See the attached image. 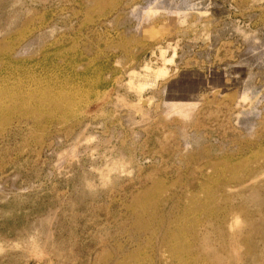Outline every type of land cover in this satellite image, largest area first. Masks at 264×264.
<instances>
[{"label":"rangeland","instance_id":"rangeland-1","mask_svg":"<svg viewBox=\"0 0 264 264\" xmlns=\"http://www.w3.org/2000/svg\"><path fill=\"white\" fill-rule=\"evenodd\" d=\"M0 264H264V0H0Z\"/></svg>","mask_w":264,"mask_h":264},{"label":"bare ground","instance_id":"bare-ground-1","mask_svg":"<svg viewBox=\"0 0 264 264\" xmlns=\"http://www.w3.org/2000/svg\"><path fill=\"white\" fill-rule=\"evenodd\" d=\"M145 103V102H144Z\"/></svg>","mask_w":264,"mask_h":264}]
</instances>
